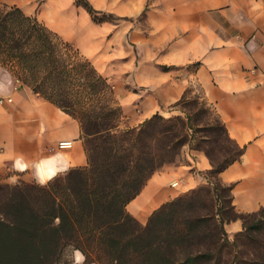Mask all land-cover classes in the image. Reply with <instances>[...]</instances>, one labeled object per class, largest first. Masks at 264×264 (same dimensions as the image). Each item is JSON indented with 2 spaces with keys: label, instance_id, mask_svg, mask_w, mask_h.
<instances>
[{
  "label": "trees",
  "instance_id": "obj_1",
  "mask_svg": "<svg viewBox=\"0 0 264 264\" xmlns=\"http://www.w3.org/2000/svg\"><path fill=\"white\" fill-rule=\"evenodd\" d=\"M74 4L94 21L127 19L88 0ZM0 66L79 122L87 156L86 166L46 184L0 183V264H68V247L86 257L84 264H264V208L237 212L232 185L219 179L244 147L202 95L184 91L171 105L182 116L156 113L121 129L122 108L107 77L37 16L6 3H0ZM210 111L213 123L204 117ZM200 142L225 145L228 154L215 162ZM185 146L209 159L202 172L209 186L179 194L138 222L126 204L156 171L176 164ZM232 220L242 228L229 236L224 225Z\"/></svg>",
  "mask_w": 264,
  "mask_h": 264
},
{
  "label": "crops",
  "instance_id": "obj_2",
  "mask_svg": "<svg viewBox=\"0 0 264 264\" xmlns=\"http://www.w3.org/2000/svg\"><path fill=\"white\" fill-rule=\"evenodd\" d=\"M74 2L0 0L37 16L60 36L86 38L85 23L91 16ZM88 2L96 10L126 17L120 20L129 21L130 39L139 32L131 18L141 15L148 24L141 32L148 53L155 54L154 62L138 65L130 95L119 97L124 112L121 122L136 127L152 115L172 109L185 90L196 86L229 137L244 147L240 158L219 173L222 184L232 185L235 210L248 213L264 208V0ZM0 100V183L46 184L70 168L86 166L79 122L20 85L1 66ZM60 141L72 145L59 149ZM186 155V163L156 171L126 204L127 212L138 222L144 224L161 204L204 183L196 171L209 169V161L200 152ZM224 227L229 236L242 228L240 220Z\"/></svg>",
  "mask_w": 264,
  "mask_h": 264
},
{
  "label": "rangeland",
  "instance_id": "obj_3",
  "mask_svg": "<svg viewBox=\"0 0 264 264\" xmlns=\"http://www.w3.org/2000/svg\"><path fill=\"white\" fill-rule=\"evenodd\" d=\"M96 17H100V15ZM131 20L133 21V25L139 31L138 35L135 38L133 37V39H130L127 32V25H130L129 21L120 20L98 22L88 17L85 23L88 33V36H86L87 40H84L86 39L85 37L83 38L77 35H73V37L61 36L64 40L71 42L75 47H77L80 53L84 57L88 58L102 75L107 77L108 81L113 86L117 103L121 94H123V96L125 97H128V95H130L134 77L133 72L135 71V68L145 61H149L151 63L154 62L155 54L151 53L150 55V53H148L150 49L146 46L147 42H145L143 33L141 32L148 27V24H146L141 15L133 17L131 18ZM134 89L136 91L141 90V87H134ZM188 90L189 91L187 95L189 97H192L195 94L199 93L196 86H191ZM122 113L124 114L123 110ZM160 115L163 118L168 119L172 116H182L183 114L172 108L164 111ZM204 117L206 120H208V122H214V114L211 111L209 113H206ZM121 121L120 128H128V126H125ZM199 141L200 139H196L195 145H197ZM223 144L229 146L230 149L233 148V145H231V143L229 142L224 141ZM199 145L201 147H206L215 162L224 160V158L228 154L227 150L224 148L225 145H211V143L210 145H205L204 142H200ZM186 152L191 153L192 155L200 152L207 158L203 151H192L188 148V146H185L183 148L182 155L180 156V159H177L176 164L187 162ZM207 160L209 161L208 158ZM190 164H192L191 161ZM196 172H198L201 176L203 175V171ZM199 186L206 187L209 185L204 179V183ZM185 193H187V191L181 193L179 196L184 195ZM75 251L79 250H76L73 247H68L65 255V260L68 264H77L74 258ZM90 257L92 259H95L96 254L92 253Z\"/></svg>",
  "mask_w": 264,
  "mask_h": 264
},
{
  "label": "built area",
  "instance_id": "obj_4",
  "mask_svg": "<svg viewBox=\"0 0 264 264\" xmlns=\"http://www.w3.org/2000/svg\"><path fill=\"white\" fill-rule=\"evenodd\" d=\"M1 102V100H0ZM72 145L71 141H60L57 143V148L62 149V148H69Z\"/></svg>",
  "mask_w": 264,
  "mask_h": 264
},
{
  "label": "clouds",
  "instance_id": "obj_5",
  "mask_svg": "<svg viewBox=\"0 0 264 264\" xmlns=\"http://www.w3.org/2000/svg\"><path fill=\"white\" fill-rule=\"evenodd\" d=\"M43 182L44 181H41V183H43ZM76 258H77V264H84V261L86 259V257H84V255L82 253H80V252L76 253Z\"/></svg>",
  "mask_w": 264,
  "mask_h": 264
}]
</instances>
